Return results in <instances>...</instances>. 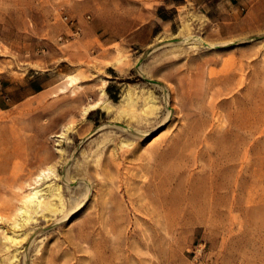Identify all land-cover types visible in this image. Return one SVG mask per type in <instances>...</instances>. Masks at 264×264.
<instances>
[{
	"label": "rangeland",
	"instance_id": "374dc122",
	"mask_svg": "<svg viewBox=\"0 0 264 264\" xmlns=\"http://www.w3.org/2000/svg\"><path fill=\"white\" fill-rule=\"evenodd\" d=\"M36 70L51 88L0 103V264H264V0H0V75Z\"/></svg>",
	"mask_w": 264,
	"mask_h": 264
},
{
	"label": "bare ground",
	"instance_id": "6f19581e",
	"mask_svg": "<svg viewBox=\"0 0 264 264\" xmlns=\"http://www.w3.org/2000/svg\"><path fill=\"white\" fill-rule=\"evenodd\" d=\"M183 43L190 44L193 46L206 44L202 38L196 37L193 35H187V36L183 37L182 39H179V41L173 42V44H175V45H177V44L182 45ZM162 45H164V44H162ZM209 45H211V44H209ZM176 50L178 51V48ZM183 50H184V47H183ZM172 54H173V51H172ZM180 55H182V53ZM128 63H129V61L127 58H119V59H117V62H115L113 64L115 65L114 67H118L120 70H123V69H125V67ZM111 66H112V64H111ZM141 72L143 73V70ZM176 78H178V77L176 76ZM68 79H69L68 85H70L73 81H75V78L73 75H70L68 77ZM166 90H167V87H166V89L163 88V92H164V96H163L164 99L163 100L165 101V103H167L168 101L176 100V98H179L182 100L185 97V91L183 89V85L181 86V89L179 92H175V90L173 88L171 90H169V91H171L170 93L169 92L167 93ZM131 92H132L131 87L130 88L128 87L127 91L124 93V96L122 95V97H123L122 98V105L118 109H115V106L106 97L107 92H106L105 88H102L101 89V96L99 97V99L93 101L88 106H86L84 108V110L82 111V113L84 116H86L87 114H90L93 110H96L98 108H103L107 111L109 116H113L115 118H121L123 116V114L125 112H127L129 106L135 105L138 101H140L139 99L141 97H143V96H137L135 98V97H133ZM148 92H149L148 95L144 98L146 105L151 109H160L158 107V100H157V96L155 95V93L153 91H148ZM178 94H180L179 97H178ZM163 111H165L164 108H161L160 113H163ZM168 116H169V113H168L167 117L164 116V117H166L165 119H167ZM164 117H163V119H164ZM163 119L161 116L156 117L154 119L153 124H159L161 121H163ZM112 122H115V121H112ZM116 123H119V121H116ZM153 124H144L143 127L149 128ZM121 131L129 134L127 131H131V128L129 126L127 128L123 127V129ZM115 140H116V138H115ZM109 165L113 166V165H111V163ZM46 176H47L46 173H42L39 175V178H40V180H42ZM63 191L64 190L62 189L61 185H59V184H50L46 188L33 187L31 192L24 197L23 204L18 206L17 215L19 214V215H21V217L22 216L25 217L24 221H27V220L31 219L34 216V214H36L38 212H43V211H48V210H52V211L56 210L55 207H57V201H55V200H57V199H59L60 201L64 200ZM70 191L73 192V190H70ZM77 198H78V196H77ZM72 199H73V201H77L75 195L74 196L72 195ZM75 207H73L72 209H74ZM20 223H22V221L16 222V224H20ZM7 234H8V238H12V239L14 238L13 234L9 235V232H7Z\"/></svg>",
	"mask_w": 264,
	"mask_h": 264
},
{
	"label": "crops",
	"instance_id": "0c3cea01",
	"mask_svg": "<svg viewBox=\"0 0 264 264\" xmlns=\"http://www.w3.org/2000/svg\"><path fill=\"white\" fill-rule=\"evenodd\" d=\"M53 77L42 71H28L23 76L0 75V103L22 104L51 88Z\"/></svg>",
	"mask_w": 264,
	"mask_h": 264
},
{
	"label": "built area",
	"instance_id": "2783aa9c",
	"mask_svg": "<svg viewBox=\"0 0 264 264\" xmlns=\"http://www.w3.org/2000/svg\"><path fill=\"white\" fill-rule=\"evenodd\" d=\"M65 19L69 20V16L68 15H65Z\"/></svg>",
	"mask_w": 264,
	"mask_h": 264
}]
</instances>
